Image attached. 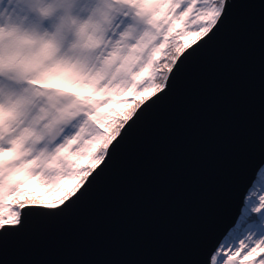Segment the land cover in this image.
Masks as SVG:
<instances>
[{"label":"snow or ice","instance_id":"1","mask_svg":"<svg viewBox=\"0 0 264 264\" xmlns=\"http://www.w3.org/2000/svg\"><path fill=\"white\" fill-rule=\"evenodd\" d=\"M238 2L0 0V251L30 217L60 221L114 182L188 62L240 29ZM233 198L189 264H264V149Z\"/></svg>","mask_w":264,"mask_h":264},{"label":"water","instance_id":"2","mask_svg":"<svg viewBox=\"0 0 264 264\" xmlns=\"http://www.w3.org/2000/svg\"><path fill=\"white\" fill-rule=\"evenodd\" d=\"M185 66L148 115L114 182L60 221L5 234L0 264H189L237 210L250 151L264 149V0Z\"/></svg>","mask_w":264,"mask_h":264}]
</instances>
